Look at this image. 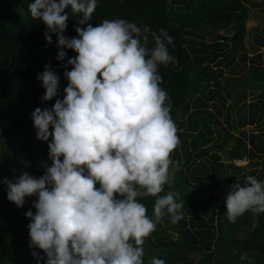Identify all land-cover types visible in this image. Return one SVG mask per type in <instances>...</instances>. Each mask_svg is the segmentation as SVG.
<instances>
[{
    "label": "trees",
    "instance_id": "1",
    "mask_svg": "<svg viewBox=\"0 0 264 264\" xmlns=\"http://www.w3.org/2000/svg\"><path fill=\"white\" fill-rule=\"evenodd\" d=\"M257 1L181 0L178 12L173 13L175 0H99L89 21L96 26L105 19L122 18L157 34L164 29L173 37L168 49L174 60L160 65L158 72L177 128L178 144L171 159L179 163L180 170L161 195L169 190L181 194L183 219L173 225L165 216L157 224L144 243L145 264L153 256L166 264H240L239 257L245 252L253 264H264V213L246 212L230 222L225 204L232 186L242 184L247 175L264 180V129L258 131L264 123V29L253 37L259 45L253 52L244 40L227 41L220 33L238 31L247 4L257 6ZM30 2L0 0V264H37L34 251L46 260L43 250L29 246L30 218L25 213H35L37 197H28L23 207H17L7 199L3 181L15 180L23 172L39 178L51 165L50 141L37 139L31 114L37 107L51 108L63 99L68 84L64 73L72 68L65 65L77 55L65 49V60L57 59L58 38L52 34V43H48L47 27L32 18ZM199 9L202 18L192 14ZM69 18L64 35L77 37L75 28L86 25H79L71 12ZM153 46L150 38L147 47ZM49 64L60 77V87L57 97L43 101L45 89L37 76ZM248 91L258 95L256 101H246ZM234 96L231 107L238 109L237 122L227 108ZM247 125L255 129L235 134L234 130L239 132ZM222 154L227 164L221 162ZM245 157L250 158L249 170L234 163ZM205 194L216 200L218 210L203 202ZM154 202L155 197L142 198L149 216Z\"/></svg>",
    "mask_w": 264,
    "mask_h": 264
},
{
    "label": "clouds",
    "instance_id": "2",
    "mask_svg": "<svg viewBox=\"0 0 264 264\" xmlns=\"http://www.w3.org/2000/svg\"><path fill=\"white\" fill-rule=\"evenodd\" d=\"M98 2L28 4L32 18L46 25L48 43L57 36V59L65 60V49L77 53L65 65L72 68L64 73L63 99L31 114L37 139L50 141L51 165L39 178L23 172L3 181L7 199L17 207L37 197L35 213H25L29 246L46 254L45 260L32 253L37 264H145L144 243L157 224L165 216L173 225L183 219L181 194L161 195L180 170L171 159L177 128L158 72L174 60L168 49L173 37L122 18L93 26L89 21ZM69 12L86 25L77 26L73 38L64 35ZM150 38L152 48L147 47ZM37 79L45 89L43 101L58 96L60 77L50 64ZM147 197H155L151 216L142 203ZM225 204L230 222L246 212L264 213V180L247 175L232 186ZM239 261L253 264L246 252ZM150 264L166 261L153 256Z\"/></svg>",
    "mask_w": 264,
    "mask_h": 264
},
{
    "label": "rangeland",
    "instance_id": "3",
    "mask_svg": "<svg viewBox=\"0 0 264 264\" xmlns=\"http://www.w3.org/2000/svg\"><path fill=\"white\" fill-rule=\"evenodd\" d=\"M176 2L172 4V8H173V13H177L178 12V6L179 4H181V0H175ZM258 5L255 6L253 5V2L248 3L247 6V15L246 17H244V19L241 20V24H240V28L238 29V31H232V30H221L220 33L222 35V38L224 40L227 41H233V40H244V42L246 43V47L248 48V50L250 52L254 51L255 47H259L258 44H256V42H254L253 37L259 33L262 29H264V5L262 0L257 1L256 2ZM203 9V8H202ZM204 10L208 11V8H205ZM203 13L202 10H197L195 12H192V14H194L195 16L197 15L199 18H202L200 16V14ZM261 50L263 51L264 48L261 47ZM213 65V64H212ZM249 65V63H247V66ZM225 73L224 75H227L229 73V69L225 68ZM248 97L246 98V101L248 103L250 102H254L257 100V96L258 95H251L250 91L247 92ZM233 95H235V93H233ZM235 100V96L233 99H231L229 102H227V108L232 109V104ZM210 110H212L213 112L217 113L215 111V109H213L212 107L210 108ZM232 114L235 117V120L237 122V116H238V109H232ZM221 120H224V117L221 118ZM264 123L261 125V128L258 130H263L264 129ZM234 130V128H232ZM254 128V126L252 125H247L245 128L240 129V131H236L234 130L236 135H240L242 131H246V132H250L252 131ZM212 147L214 148V150L216 151H220L217 147V145L213 144ZM223 153V152H221ZM185 158V157H183ZM221 162L223 164H227L229 161L227 160V157L225 154H222V159ZM250 162V158L249 157H245L243 159H241L240 161H235L234 163L236 165H242V166H246V169L249 170L250 168H248V163ZM246 170V171H247ZM231 172V170L228 169V173ZM98 187V185H97ZM203 202L205 204L210 205L211 207H214L216 210H218L219 208V204L216 203V200L211 198L208 194H205V196L203 197ZM186 217L188 218V215H186ZM242 235V233H241ZM240 235V236H241Z\"/></svg>",
    "mask_w": 264,
    "mask_h": 264
}]
</instances>
